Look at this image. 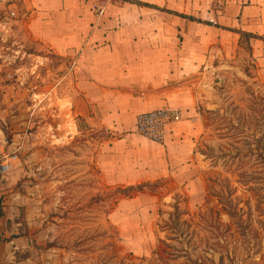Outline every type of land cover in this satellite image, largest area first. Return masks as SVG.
Segmentation results:
<instances>
[{
    "label": "rangeland",
    "instance_id": "obj_1",
    "mask_svg": "<svg viewBox=\"0 0 264 264\" xmlns=\"http://www.w3.org/2000/svg\"><path fill=\"white\" fill-rule=\"evenodd\" d=\"M80 3L0 2V244L2 231L28 233L31 224L43 231L35 247L51 249L55 264H264V185H245L248 175L264 177L250 152L256 139L264 147V86L253 75L248 40L236 59L212 58L191 79L202 115L193 152H177L185 162L131 201L101 185L93 162L111 134L80 121L75 139L58 137L63 120L74 125L69 79L60 85L67 63L41 34L72 40V15L45 20L34 8L71 12ZM231 203L244 211L246 236L229 218ZM8 210L15 218L7 228ZM228 225L231 236L223 237Z\"/></svg>",
    "mask_w": 264,
    "mask_h": 264
},
{
    "label": "crops",
    "instance_id": "obj_2",
    "mask_svg": "<svg viewBox=\"0 0 264 264\" xmlns=\"http://www.w3.org/2000/svg\"><path fill=\"white\" fill-rule=\"evenodd\" d=\"M81 1L71 12L36 5L34 13L45 20L72 15V40L41 34V41L67 63L60 85L69 79L74 130L63 120L58 137L61 142L75 139L80 121L111 134L93 158L105 189L152 183L185 162L202 116L191 79L212 58L236 59L241 32L254 36L249 58L255 80L264 86V0ZM96 1L106 5L102 17L93 8ZM161 109L179 111L182 117L165 140L156 143L137 134V116ZM179 151L184 155L180 162ZM13 218L8 210L7 228ZM27 229L22 234L14 228L2 231L6 240L0 244V264H55L51 249L34 245L35 240L40 246L43 231H32L31 224Z\"/></svg>",
    "mask_w": 264,
    "mask_h": 264
},
{
    "label": "built area",
    "instance_id": "obj_3",
    "mask_svg": "<svg viewBox=\"0 0 264 264\" xmlns=\"http://www.w3.org/2000/svg\"><path fill=\"white\" fill-rule=\"evenodd\" d=\"M13 0H0V2L9 4ZM93 1V0H92ZM128 1V0H119ZM96 3L93 8L98 17L105 15L106 5L100 2ZM182 120L181 114L176 110L161 109L147 113H141L136 118L135 131L137 134L156 143H162L166 136L172 131L173 127ZM17 157L8 158L1 164V172H9L12 168L10 165Z\"/></svg>",
    "mask_w": 264,
    "mask_h": 264
},
{
    "label": "trees",
    "instance_id": "obj_4",
    "mask_svg": "<svg viewBox=\"0 0 264 264\" xmlns=\"http://www.w3.org/2000/svg\"><path fill=\"white\" fill-rule=\"evenodd\" d=\"M194 20V19H193ZM241 42H240V47H241V43H242V39H246L248 40V43L249 41L254 38L253 35L251 34H248V33H243L241 32ZM249 46V44H248ZM253 65V63H251ZM259 140V141H257ZM260 140L261 139H256L255 140V143H256V147L251 149L250 152L254 153L253 155L256 157V161L259 165H261L262 167H264V147H260L259 146V143H260ZM264 170V169H263ZM259 174L260 173H254L252 175H248V180L250 182H246L245 185L248 186V185H251V184H256L257 186H259L260 184H263L264 185V177L261 178L259 177ZM148 187V184H142V185H138V186H134V187H128V188H124V189H121V188H117L116 191H114V194L116 195V197L118 196H121V197H125V198H131L134 193H139V192H142L144 190H146L145 188ZM250 190L252 191H256L257 189H260L259 187H249ZM254 188V189H252ZM232 194V192L230 193V195ZM105 199L103 198H96L95 199V202H104ZM248 204V206H250V203L249 201L246 203ZM175 216L176 218L178 217V219H180V216L182 215V213L180 212V209H179V206H175ZM250 210V208H249ZM228 211V215H229V218L231 219V221L233 222V224H235L236 228H239L240 231L242 232V234L244 236H246V233L248 231L245 223H243V213L244 211H241V210H238L236 208H234V206L232 205L231 203V206L229 207V209L227 210ZM258 212L261 213V215H264V211H262L260 209V206L258 207ZM2 213H0L1 215ZM248 215V213H247ZM175 218V217H174ZM248 226L249 223H248ZM231 226H226L223 233H222V236L225 237L226 234L230 235L231 236ZM228 244V243H227Z\"/></svg>",
    "mask_w": 264,
    "mask_h": 264
}]
</instances>
